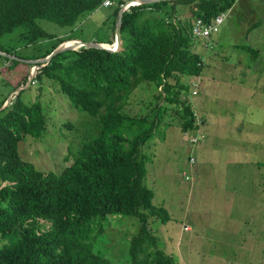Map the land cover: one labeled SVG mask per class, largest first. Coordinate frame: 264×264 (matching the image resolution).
Masks as SVG:
<instances>
[{
    "label": "trees",
    "instance_id": "16d2710c",
    "mask_svg": "<svg viewBox=\"0 0 264 264\" xmlns=\"http://www.w3.org/2000/svg\"><path fill=\"white\" fill-rule=\"evenodd\" d=\"M102 1L0 0V39L17 28L25 45L52 39L38 56L25 59L45 57L69 38H57L41 28L37 19L71 27ZM116 1L110 35L96 42H114L120 4L126 0ZM234 3L156 0L131 5L121 17L120 49L78 46L35 69L31 83H56L72 107L93 118L94 131L81 139L72 163L59 173L44 172L22 160L18 152V142L25 135L40 138L45 131L40 101L24 103L20 90L0 110V264H117L98 249L106 237L108 215L135 217L139 222L138 231L128 241L126 260L119 264H175L158 247L148 226L150 217L164 224L170 216L163 206L152 203L153 191L143 182L146 154L141 147L172 104L178 107L181 130L196 128L195 114L181 98L189 89L182 76H198L203 67L193 49L190 25L197 17L208 21ZM179 14L188 18L182 20ZM0 50L12 54L1 46ZM0 56L11 67L19 62L27 65L22 83L12 91L24 86L32 64ZM141 82L159 88L157 102L148 114L123 112L130 93Z\"/></svg>",
    "mask_w": 264,
    "mask_h": 264
},
{
    "label": "rangeland",
    "instance_id": "374dc122",
    "mask_svg": "<svg viewBox=\"0 0 264 264\" xmlns=\"http://www.w3.org/2000/svg\"><path fill=\"white\" fill-rule=\"evenodd\" d=\"M116 5V0L111 6L101 5L81 15L71 27L46 19L36 22L57 38H69L64 42L67 45L77 44L75 39L107 40ZM230 10L228 16L225 13L226 31L212 34L207 43L195 40L193 49L203 62L200 74L182 76L189 89L181 98L196 121L199 118L196 128L183 132L178 107L172 104L141 147L146 154L143 182L153 191L152 203L163 206L170 216L164 224L150 217L148 226L158 247L175 264H264V19L247 40L227 35L236 24L246 26L264 18V0H248ZM18 33L19 28L0 39L1 48L18 59L38 56L53 42L47 39L25 45ZM246 44L256 52L243 48ZM26 68L22 62L11 67L0 56V102L22 83ZM158 91L153 83H139L123 112L150 113ZM20 99L26 104L39 100L46 120L40 138L25 135L18 142L21 159L38 170L59 173L72 163L81 139L94 131L93 118L72 107L50 80L29 83ZM191 136L199 140L192 143ZM184 225L190 230H183ZM138 228L135 217L108 215L106 237L98 249L111 255L114 263L124 262L128 241Z\"/></svg>",
    "mask_w": 264,
    "mask_h": 264
},
{
    "label": "water",
    "instance_id": "95a60500",
    "mask_svg": "<svg viewBox=\"0 0 264 264\" xmlns=\"http://www.w3.org/2000/svg\"><path fill=\"white\" fill-rule=\"evenodd\" d=\"M152 1H156V0H127L124 2V4L122 5V7L119 9L118 12V18L116 21V25H115V31H114V42L112 44H108V47L103 46V43L100 42H95V41H80V40H76L77 45H67L64 42H61L58 46H56L48 55H46L45 57L42 58H37V59H21L19 58V60H24L28 63H32L33 67H35L36 69L43 66L44 64L48 63L52 57H54L56 54L65 51V50H75L77 49V46H86V47H95V48H103L106 49L108 51H117L118 49H120V45H121V38H120V28H121V17L123 14V11H125L126 6H130L131 3H150ZM109 45H113V47L109 46ZM0 55H3L5 57H9V58H16L14 55L5 53L3 51L0 50ZM18 59V58H17ZM35 76V72L33 70L30 69L29 74H28V82L26 85H28L29 83L32 82V78ZM25 86L19 87L14 89L8 96V98L6 99V101L3 103V105L0 107V110L2 108H4L10 100V96L13 94L18 93L20 90H22Z\"/></svg>",
    "mask_w": 264,
    "mask_h": 264
},
{
    "label": "built area",
    "instance_id": "2783aa9c",
    "mask_svg": "<svg viewBox=\"0 0 264 264\" xmlns=\"http://www.w3.org/2000/svg\"><path fill=\"white\" fill-rule=\"evenodd\" d=\"M114 0H103L102 6H111L113 5ZM122 5V4H120ZM130 6H126V9ZM225 19V12H221L217 14L215 17L209 19L208 21L204 20L201 17H197L194 20H192L190 25V36L193 40H201L204 41V43H207L205 41H208V39L212 36V34H215L219 32L220 26L222 25L223 21ZM195 93V91H194ZM199 140V137L191 136L190 142L195 143ZM190 162H194V159L191 158ZM183 175L185 173L183 172ZM185 178L187 176L185 175ZM183 230H189L188 226H183Z\"/></svg>",
    "mask_w": 264,
    "mask_h": 264
},
{
    "label": "crops",
    "instance_id": "0c3cea01",
    "mask_svg": "<svg viewBox=\"0 0 264 264\" xmlns=\"http://www.w3.org/2000/svg\"><path fill=\"white\" fill-rule=\"evenodd\" d=\"M242 2H248V0H235V3L233 4V6L235 5V4H238V3H242ZM232 6V7H233ZM257 6V5H256ZM259 6V5H258ZM231 7V8H232ZM230 8V9H231ZM229 9V10H230ZM229 10H227V11H225V13H226V15L228 16V14H227V12L229 11ZM230 12H232L231 10L229 11V13ZM179 17H181L182 18V20H184L185 18H188V17H185V16H183L182 14H179L178 15ZM225 18H227L226 16H225ZM263 19L264 18H260L258 21H256V22H254V23H252V24H250V25H244V26H241L240 25V23L239 24H236V26L234 27V31H232L231 32V34H227V35H230V36H233V35H235V36H233V37H236L237 35H239V36H241V37H243V39L244 40H247L248 39V36H249V33H250V31H252L254 28H256L257 26H260V24H261V22L263 21ZM225 20L226 19H224V21H223V25H221L220 26V29H219V32H221L222 30H224V31H226V29L228 28V26L227 25H224L225 24ZM224 26V27H223ZM223 31V32H224ZM219 32H217V33H219ZM226 34V33H225ZM223 35H224V33H223ZM226 37V36H225ZM238 37V36H237ZM247 45V44H246ZM249 46V45H248ZM253 49V50H252ZM248 50L251 52V53H254V48H252V47H250L249 46V48H248ZM258 51V50H257ZM197 121H200L199 120V118H197ZM197 121H196V123H197ZM184 226H187V225H184ZM189 228V227H188ZM189 230H190V228H189ZM188 231V230H187Z\"/></svg>",
    "mask_w": 264,
    "mask_h": 264
},
{
    "label": "bare ground",
    "instance_id": "6f19581e",
    "mask_svg": "<svg viewBox=\"0 0 264 264\" xmlns=\"http://www.w3.org/2000/svg\"><path fill=\"white\" fill-rule=\"evenodd\" d=\"M76 45H77V44H75L74 46H76ZM77 47H78V46H77ZM77 47H76V48H77ZM35 69H36V68L34 67L32 70L35 71Z\"/></svg>",
    "mask_w": 264,
    "mask_h": 264
},
{
    "label": "clouds",
    "instance_id": "9594fccd",
    "mask_svg": "<svg viewBox=\"0 0 264 264\" xmlns=\"http://www.w3.org/2000/svg\"><path fill=\"white\" fill-rule=\"evenodd\" d=\"M131 6V5H130Z\"/></svg>",
    "mask_w": 264,
    "mask_h": 264
}]
</instances>
